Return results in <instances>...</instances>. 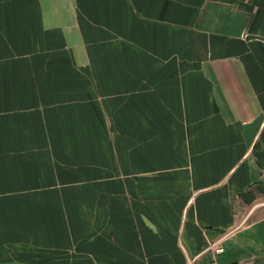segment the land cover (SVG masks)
<instances>
[{
  "label": "crops",
  "instance_id": "crops-1",
  "mask_svg": "<svg viewBox=\"0 0 264 264\" xmlns=\"http://www.w3.org/2000/svg\"><path fill=\"white\" fill-rule=\"evenodd\" d=\"M0 264H264V0H0Z\"/></svg>",
  "mask_w": 264,
  "mask_h": 264
}]
</instances>
